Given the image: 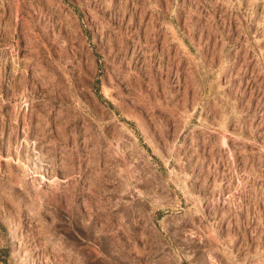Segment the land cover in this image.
Here are the masks:
<instances>
[{
    "label": "rangeland",
    "instance_id": "rangeland-1",
    "mask_svg": "<svg viewBox=\"0 0 264 264\" xmlns=\"http://www.w3.org/2000/svg\"><path fill=\"white\" fill-rule=\"evenodd\" d=\"M0 264H264V0H0Z\"/></svg>",
    "mask_w": 264,
    "mask_h": 264
},
{
    "label": "bare ground",
    "instance_id": "bare-ground-1",
    "mask_svg": "<svg viewBox=\"0 0 264 264\" xmlns=\"http://www.w3.org/2000/svg\"><path fill=\"white\" fill-rule=\"evenodd\" d=\"M22 74V73H21ZM22 76V75H21ZM19 78H21V77H19ZM23 78V77H22ZM21 78V80H19L20 81V85L21 84H23L24 83V79H22ZM24 78H26V76L24 77ZM27 79V78H26ZM30 81V79L29 80H27V83L26 84H28V82ZM26 82V81H25ZM31 84V83H30ZM24 85V84H23ZM23 85H21V87L23 86ZM57 85V84H56ZM53 86H55V83L53 84ZM24 88V87H23ZM46 90V89H45ZM48 90V89H47ZM49 92V91H48ZM64 93V92H63ZM63 93L61 92L60 94L62 95H60V98L58 97L57 98V100L60 102V101H64L65 99L67 100V97L65 98L64 97V95H66V94H64L63 95ZM50 94V93H49ZM48 95V94H47ZM48 97V96H47ZM56 97V96H55ZM49 98V97H48ZM32 99V98H31ZM51 99H52V96H51ZM55 100V99H54ZM61 102V103H62ZM66 102V101H65ZM64 103V102H63ZM80 105V104H79ZM79 114V113H78ZM78 114H74L72 117L73 118H71L74 122H76L77 120H78V118H79V116H78ZM78 117H77V116ZM69 122V121H68ZM67 123V122H66ZM65 123V124H66ZM54 125V124H53ZM61 125H63V123L61 124ZM64 128V127H63ZM36 160V159H35ZM35 160H33V159H31V160H27V164H24V169L26 170V173L25 174H32V173H34V171L32 170L33 168H37V169H39L40 167L37 165V163L35 162ZM25 162V161H24ZM7 229H8V232H9V234H10V236H11V240H14L15 239V234H14V232L11 230V226H10V224H8L7 225Z\"/></svg>",
    "mask_w": 264,
    "mask_h": 264
}]
</instances>
